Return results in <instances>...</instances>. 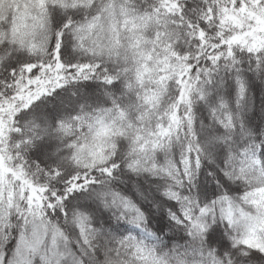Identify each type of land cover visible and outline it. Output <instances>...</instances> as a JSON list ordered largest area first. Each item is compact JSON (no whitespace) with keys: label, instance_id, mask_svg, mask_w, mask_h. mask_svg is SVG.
Returning <instances> with one entry per match:
<instances>
[{"label":"snow or ice","instance_id":"snow-or-ice-1","mask_svg":"<svg viewBox=\"0 0 264 264\" xmlns=\"http://www.w3.org/2000/svg\"><path fill=\"white\" fill-rule=\"evenodd\" d=\"M0 264H264V0H0Z\"/></svg>","mask_w":264,"mask_h":264}]
</instances>
